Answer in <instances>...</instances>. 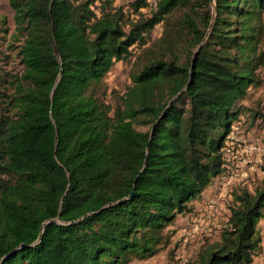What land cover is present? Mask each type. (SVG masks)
Listing matches in <instances>:
<instances>
[{"label": "trees", "instance_id": "obj_1", "mask_svg": "<svg viewBox=\"0 0 264 264\" xmlns=\"http://www.w3.org/2000/svg\"><path fill=\"white\" fill-rule=\"evenodd\" d=\"M8 2L23 68L0 71V264L156 255L230 161L241 102L263 81L264 0H157L148 13V0L129 11L113 0ZM133 46H145L133 86L112 111L94 86ZM235 201L219 239L184 264H252L264 182Z\"/></svg>", "mask_w": 264, "mask_h": 264}, {"label": "rangeland", "instance_id": "obj_2", "mask_svg": "<svg viewBox=\"0 0 264 264\" xmlns=\"http://www.w3.org/2000/svg\"><path fill=\"white\" fill-rule=\"evenodd\" d=\"M132 0H113L116 7L129 11ZM148 13L157 0H148ZM14 11L8 0H0V71L6 75L20 73L23 66L17 55L18 36L15 32ZM133 16V14H131ZM162 23L151 30L145 46H154L161 36ZM145 46H133L132 55L117 61L99 83L95 93L110 105L112 111L123 108L128 92L133 86L132 73L136 57ZM262 84L249 89L241 102L243 111L233 122L227 143L236 154L226 164L224 171L214 178L212 184L196 199L189 202V210L178 214L175 222L168 226L170 241L159 252L143 260L134 259L129 264H184L195 259L202 248L217 241L228 224L231 208L236 205L235 197L243 190L254 192L264 182V67L260 69ZM136 128L147 131L151 125L136 123ZM261 236L260 249L252 264H264V216L258 222Z\"/></svg>", "mask_w": 264, "mask_h": 264}, {"label": "built area", "instance_id": "obj_3", "mask_svg": "<svg viewBox=\"0 0 264 264\" xmlns=\"http://www.w3.org/2000/svg\"><path fill=\"white\" fill-rule=\"evenodd\" d=\"M226 151H227L226 155H227V159H228V160H231V159H233V157L236 156V154L233 152L231 146H230L229 148H227Z\"/></svg>", "mask_w": 264, "mask_h": 264}, {"label": "water", "instance_id": "obj_4", "mask_svg": "<svg viewBox=\"0 0 264 264\" xmlns=\"http://www.w3.org/2000/svg\"><path fill=\"white\" fill-rule=\"evenodd\" d=\"M213 10H214V12H215V5H214ZM200 48H201V45H200V46L197 48V50L195 51V53H194V57H193V58H195V56H196L197 52L200 50ZM154 128H155V125L152 126V129H151L152 132H153ZM148 147H149V144H148Z\"/></svg>", "mask_w": 264, "mask_h": 264}, {"label": "crops", "instance_id": "obj_5", "mask_svg": "<svg viewBox=\"0 0 264 264\" xmlns=\"http://www.w3.org/2000/svg\"><path fill=\"white\" fill-rule=\"evenodd\" d=\"M194 201V200H193ZM192 203V202H191Z\"/></svg>", "mask_w": 264, "mask_h": 264}]
</instances>
